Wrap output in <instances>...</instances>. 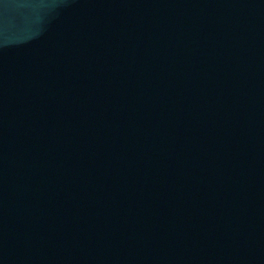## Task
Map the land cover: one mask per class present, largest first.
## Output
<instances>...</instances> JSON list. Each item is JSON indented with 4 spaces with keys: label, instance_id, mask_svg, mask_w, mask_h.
Masks as SVG:
<instances>
[{
    "label": "water",
    "instance_id": "water-1",
    "mask_svg": "<svg viewBox=\"0 0 264 264\" xmlns=\"http://www.w3.org/2000/svg\"><path fill=\"white\" fill-rule=\"evenodd\" d=\"M0 264H116L13 0H0Z\"/></svg>",
    "mask_w": 264,
    "mask_h": 264
}]
</instances>
